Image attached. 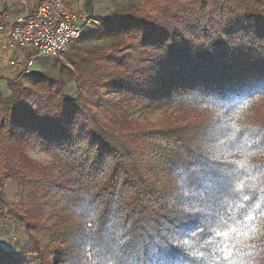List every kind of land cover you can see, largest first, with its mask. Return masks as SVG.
<instances>
[{"label": "trees", "instance_id": "1", "mask_svg": "<svg viewBox=\"0 0 264 264\" xmlns=\"http://www.w3.org/2000/svg\"><path fill=\"white\" fill-rule=\"evenodd\" d=\"M137 1L131 12L102 18L99 30L116 42L98 48L78 70L75 98L35 93L31 107L12 87L2 102L0 218L9 207L3 184L16 178L21 190L15 208L25 228L47 232L51 243L41 247L32 235V259L0 248V264H88L100 256L114 264H230L228 251L237 262L264 264V248L245 256L228 231L256 225L261 232L247 242L264 246V192L248 187L253 181L244 169L242 194L221 185L211 189L213 207L226 224L217 230L227 237L215 235V217L210 222L206 214L184 211L190 205L180 184L183 175L201 169L205 156L264 171V0ZM102 89L120 97L111 99ZM241 97L233 122L249 126L250 147L228 154L233 141L219 125L231 110L209 100ZM127 104L168 113L158 122L136 124ZM237 136L243 143L244 132ZM33 143L49 153L57 177L25 155ZM41 193L57 218L51 226L36 221ZM93 213L99 214L95 220ZM183 240L192 248L177 247ZM217 248L220 254L213 255ZM193 249L206 259L190 256Z\"/></svg>", "mask_w": 264, "mask_h": 264}, {"label": "rangeland", "instance_id": "2", "mask_svg": "<svg viewBox=\"0 0 264 264\" xmlns=\"http://www.w3.org/2000/svg\"><path fill=\"white\" fill-rule=\"evenodd\" d=\"M36 0L29 2L33 7ZM73 8L86 15L89 26L85 27L81 35L71 42L62 52L51 56H38L32 71L28 74L20 73L22 54L17 51L8 52L0 43V109L1 104L11 95V88L17 87L24 95V101L28 106L35 107V93L64 94L75 98L77 95L76 75L79 69L94 55L96 50L115 43L116 40L101 33L100 25L103 17L110 14H121L133 11L138 7L137 0H81L74 3ZM16 59L14 65L9 61ZM104 95L111 99L120 96L113 92ZM129 120L136 124L158 122L167 115L168 110L144 111L141 104H127ZM29 160L39 162L47 167L51 176L57 177V172L52 166L51 156L40 143L29 144L24 148ZM16 152V150H15ZM21 183L16 178H9L3 184L4 196L9 204L5 209V218H0V248L13 251L16 254L32 259L30 253L31 236L35 235L39 245L45 247L50 244L49 234L45 231H37L33 228L30 232L25 228L22 218L16 211L19 199ZM47 196L40 194L38 205L40 216L36 221L51 226L57 223V218L46 207Z\"/></svg>", "mask_w": 264, "mask_h": 264}, {"label": "snow or ice", "instance_id": "3", "mask_svg": "<svg viewBox=\"0 0 264 264\" xmlns=\"http://www.w3.org/2000/svg\"><path fill=\"white\" fill-rule=\"evenodd\" d=\"M244 99V97H241L239 100H234L232 102H226L222 98H210L209 100V103L216 104L218 108L224 109V112L231 110V115L224 118V123L219 125V127L223 129V134L228 139L233 141V144L224 150L228 154H235L231 151V148H235L237 152L245 153L247 148L250 147V143L247 139V128L249 126L241 127L235 125L233 122V117L238 119L240 112L242 111V109L237 107V105L242 104ZM217 116H223V113L218 111ZM242 131L244 132L245 136L244 141L243 143H237V134ZM261 139L262 137H258L257 142H259ZM220 143L223 144L225 141L222 140ZM250 155L251 153H248V156ZM200 159L204 160L201 169L193 170L191 173L183 175L180 180L184 196L188 198L185 202L190 205L189 207H186L184 211L206 214L209 217L210 222L212 221V218L215 217V227L213 229L215 235L217 237L222 235L227 237L228 232L217 230L226 227V224L221 223L223 217L213 207V205L216 203V198L211 191L212 187L214 185L227 186L234 194H242L243 189L245 188V182L240 179V169H244V171L248 173V179L253 181V183L248 185V187H259V190L264 192V171H260L255 165H246L242 161L220 160V156L218 155L211 157L205 156ZM216 161H219V163ZM233 164L236 165V168H230V165ZM253 169H256L255 174H253ZM242 199L244 201H248L250 196L242 195ZM228 207L230 209L232 205L229 204ZM257 207H259V205H257ZM98 215V213H93L91 219L95 220ZM236 223L239 224L244 222L237 220ZM88 227H92V225L89 224ZM228 231L235 233V235L238 237L237 245L239 246V252L243 253L245 256L252 257L257 249L264 248V246L254 245L247 242L248 240L256 237L261 232V229L256 225L245 224V226L242 228L233 226L229 228ZM241 237L245 239H239ZM181 245L186 248H192V245L188 240L177 241V247H180ZM229 247L234 248L235 246L230 245ZM220 252L221 248H217L212 254L219 255ZM188 254L195 259H206L205 253L199 249H193ZM235 254L236 253L234 251H228L224 256V259L229 261L230 264H254L252 259H241L237 262L233 259ZM88 264H114V262L111 258L100 256L97 260H90ZM255 264H260V262L255 261Z\"/></svg>", "mask_w": 264, "mask_h": 264}, {"label": "built area", "instance_id": "4", "mask_svg": "<svg viewBox=\"0 0 264 264\" xmlns=\"http://www.w3.org/2000/svg\"><path fill=\"white\" fill-rule=\"evenodd\" d=\"M23 11L11 22L8 35L3 36L0 23V43L4 50L22 54L23 74L32 71L38 56L57 55L76 40L89 26L86 15L73 8L81 0H38L28 12L30 0H10ZM17 58L9 61L14 65Z\"/></svg>", "mask_w": 264, "mask_h": 264}, {"label": "crops", "instance_id": "5", "mask_svg": "<svg viewBox=\"0 0 264 264\" xmlns=\"http://www.w3.org/2000/svg\"><path fill=\"white\" fill-rule=\"evenodd\" d=\"M29 2H31V0ZM35 5L36 1H34L33 7L28 8V12H31ZM22 11L23 9L17 3H14L10 0H0V23L4 25L3 36L8 35L11 22Z\"/></svg>", "mask_w": 264, "mask_h": 264}]
</instances>
